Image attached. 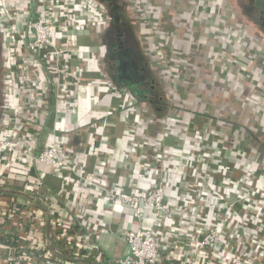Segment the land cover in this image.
<instances>
[{
  "label": "crops",
  "instance_id": "crops-1",
  "mask_svg": "<svg viewBox=\"0 0 264 264\" xmlns=\"http://www.w3.org/2000/svg\"><path fill=\"white\" fill-rule=\"evenodd\" d=\"M89 2L92 4L90 7L92 22L86 23L84 17L76 16L73 19L75 27H58L54 34L55 45L66 48L69 57L72 54L76 55L74 64L81 68L76 79L73 77L72 80L75 83L71 90L74 94H70L74 96L73 101L59 106L61 112L57 118L55 91L49 86L48 73L41 70L38 73L39 77L37 73L33 74L32 85L35 89L28 93L16 87L11 74L13 61L17 60V63L25 65L31 60L24 45L31 39L28 24L38 7L33 0H0V135L8 133L13 140L22 142L28 149L34 151L51 142L53 137H57L56 140L65 158L71 161L77 170H82V175L89 177L95 186L99 184L109 188L145 193L159 183L164 184L168 203L174 206V213L169 217L161 216L160 225H157L148 210H143L141 219L133 218L131 209L123 205L115 206V210L110 212L108 205L102 204L98 196L93 205L86 199L93 196V189L79 187L76 185L78 181L63 179L52 169L41 166L38 171L40 191L50 195L51 201L59 198V194L62 195L63 203L62 201L60 203L62 206L64 204L65 211H84L88 218L87 227L95 229L100 236L96 239L97 248L93 255L83 258V261L97 264L96 255L107 259L126 255L128 248L120 235V230L143 227L153 228L157 232V239L161 245L158 264H208V253L198 241L202 226L195 225V219L197 208L205 205L207 201L211 204L210 207L217 208L221 198L215 197L216 192L226 198L230 205L234 204L236 207L234 213L230 215L228 231L237 236L244 232L243 235L250 237L264 232V204L254 213L247 208L248 202L239 198L249 191L250 185L264 184L261 169L256 171L258 166L252 168L245 161L246 157L251 155L257 160L256 156L260 155L256 152L248 154L246 144L238 142L237 138L233 139L232 134L235 130L230 127L222 129L216 118L200 132V135L207 133V139L204 140L207 141L206 144L211 142L209 136L213 131L208 134L205 129L213 128L214 132L223 131L226 136L233 139L232 141L238 142L237 149H240V152H237L239 154L232 151V148L228 151L219 150L220 161H224L221 169H224L225 174L218 173L217 169L213 170L215 164L203 158L202 154L205 153L201 146L204 144L198 142L202 140L194 135L187 137L186 134L169 130L168 127H163L160 131L159 127L151 126L153 119L151 115L143 117V120L146 119V126L136 130L134 123H140V120L142 123L143 120L135 113L134 106L131 109L132 105L137 103L135 96L127 89L112 83L109 77L107 80L100 79V76L107 75L103 72L104 53L100 36L108 25L110 14L103 2L98 0ZM85 40L88 41L87 44L83 43ZM93 40H98L99 45L94 46ZM98 72L101 75H98ZM105 83L115 87L119 95L108 93ZM259 86L260 90L263 89L261 83ZM77 98L85 103L83 108L76 107ZM129 112L134 113L132 122L135 129H126L125 126V130H120L118 124L123 122L122 117ZM169 115L171 117L165 122H168V119L179 121L177 117L179 115L173 113ZM167 116L155 118L153 121L161 123ZM187 125L184 130L187 129L194 134L195 129H189ZM166 159L168 164H165ZM192 160L205 162L202 167L208 170L204 171L199 162L191 164ZM193 167L203 174L196 173L194 176ZM252 169L256 175L248 185L244 174L246 170ZM251 176L250 172L248 179ZM198 177L202 178L196 179ZM222 178H230L233 182L230 186L232 190H236L228 192L220 182ZM20 181L22 182L16 183L9 179L7 184L9 189L6 193L11 195L17 204L24 206L34 202L32 197L34 191L23 185V179ZM223 189L228 192L227 195ZM98 191L99 189H96L95 194L98 195ZM206 193L212 195V200L209 196L206 199ZM53 209L54 207L45 209L44 219L51 217ZM259 213L261 215L258 216ZM243 214H246L248 219H245ZM235 215H241L246 221L241 219L235 221ZM212 217H207L206 222ZM241 226L246 227L244 231ZM83 230H86L85 226L81 227V232ZM11 234L14 235V232L10 224L0 227V263L8 258L9 251L5 246L8 243L6 240L11 239ZM41 234L44 240L45 236L51 240L48 236L50 234L48 224L43 227ZM228 257V254L220 252L210 264H227L225 259ZM261 259L264 262V257Z\"/></svg>",
  "mask_w": 264,
  "mask_h": 264
},
{
  "label": "built area",
  "instance_id": "built-area-1",
  "mask_svg": "<svg viewBox=\"0 0 264 264\" xmlns=\"http://www.w3.org/2000/svg\"><path fill=\"white\" fill-rule=\"evenodd\" d=\"M33 1L38 8L28 24L31 39L24 45L25 51L30 54L31 60L26 62L25 65L17 63V60L13 61L11 74L16 87L28 93L35 89L32 85L33 74L37 73L39 77L38 73L41 70L46 74L48 73L49 86L50 88L53 87L55 91V116L58 118L61 112L59 106L73 101L74 96L70 95L74 94L71 90L75 86L72 77L76 79V75L80 73L81 68L74 64V60L77 58L76 55L72 54L69 57L66 48L55 45L54 34L58 27H75L73 19L76 16L84 17L86 23L92 22L93 18L90 11L92 4L89 0ZM95 12L97 13V11ZM105 87L110 94L119 95V91L115 87L109 85ZM25 97L28 98L27 95ZM193 135L199 137L200 132L195 131ZM13 138L15 137L13 136ZM56 139L57 137H53L51 142L34 151L28 149L22 142L13 140L8 133L4 136L0 135V227L10 224V228L14 232V235L11 234L10 240L5 239L8 242L5 247L8 249L9 254L8 258L0 264H80L83 258L93 255L94 250L97 248L95 242L100 236L97 235L95 229L87 227L88 218L84 211H65L64 204L62 206L60 203L61 201L63 203L62 195L59 194V198L57 197L54 201H51L50 195H45L40 191L38 171L41 166L52 169L63 179L70 178L69 181H72V179L78 181L76 185L79 187H90L93 189V196L86 199L93 205L97 200L96 196H98L102 204L108 205L110 212L115 210V206L123 205L131 209L133 218L141 219L143 210H148L152 213L157 225H160L161 216L169 217L174 213V206L168 203L164 184L159 183L145 193L114 187L109 188V186L105 187L99 184L95 186L89 177L82 175V170H77L76 166L65 158ZM219 155V149L216 150V154L209 155V157L202 154L204 159H209L215 164L213 170L217 169L218 173L225 174L224 169H221L223 164ZM196 162L199 161H190L191 164ZM165 164H168L167 159ZM200 164L202 167L206 163L202 162ZM202 169L204 171L208 170L203 167ZM194 171V176L196 173L203 174L202 171L196 169ZM248 172L252 174L250 179L247 176ZM254 172L253 169L245 171L244 177L247 180L245 182H249L248 185L252 183V179L256 175ZM16 173L24 175L23 185L34 191V193L32 192L34 202L28 205L17 204L12 196L6 193L9 189L7 187L8 180L13 179ZM220 182L228 189V192L236 190H232L230 185H233V182L230 178H222ZM257 185H250L249 191L239 197L240 200L243 199L248 202L247 208L254 213L258 212L259 206L264 204V189L259 184ZM96 189H99L98 195L95 194ZM223 191L227 195L228 192L224 189ZM208 196L212 197L208 193L206 199H208ZM220 196L216 192L215 197L221 198V202L218 201L217 208L210 207L211 204L208 201L205 205L197 208L195 225L202 226L198 241L208 253L207 263L210 264L220 252H223L229 255L228 259H225L227 264H264L261 259L264 257V232L250 237V235H243L244 232L237 236L228 231L230 215L234 213L236 207H234V204L230 205V202L223 198L221 194ZM48 207H54L51 211L52 220L50 222L44 219L45 209ZM206 215L207 217H213L206 222ZM245 215L243 214V217L248 219ZM243 217L235 215L234 218L235 221L237 219L243 221L245 220ZM251 217L254 218L253 215ZM47 224L50 231L48 236L51 240H48L46 236L44 240L41 234L43 227H46ZM83 226L86 230L81 232ZM240 228L244 231L243 229L246 227L241 226ZM120 235L127 245V254L120 258L109 259L96 255L97 264H158L161 245L157 239V232L153 228H123L120 230ZM58 241L64 244L68 255L65 253V256H63L61 250L54 247V243Z\"/></svg>",
  "mask_w": 264,
  "mask_h": 264
},
{
  "label": "rangeland",
  "instance_id": "rangeland-1",
  "mask_svg": "<svg viewBox=\"0 0 264 264\" xmlns=\"http://www.w3.org/2000/svg\"><path fill=\"white\" fill-rule=\"evenodd\" d=\"M122 1L143 60L152 69L151 75L167 103L168 116L157 124L153 119L158 117L147 103L137 101L131 109L134 106L142 120L151 115L152 127L157 126L160 131L168 127L187 137H193L192 132L184 130L188 122L189 129L201 132L216 118L222 129L235 130L233 139L246 144L248 154L260 155L257 160L251 155L245 161L250 167L262 169L264 179V35L260 36L241 15L240 0ZM93 41L94 46L99 45L98 40ZM126 72L119 70L124 79ZM107 78L100 76L103 80ZM170 113L179 115V121L165 122ZM133 114H124L123 122L118 124L120 130H125V126L135 129ZM134 124L140 130L146 126V119ZM205 131L213 134L208 144L204 141L207 133L197 137L205 145L201 146L203 155L209 157L217 149L231 148L239 154L238 142L225 132H214L213 128Z\"/></svg>",
  "mask_w": 264,
  "mask_h": 264
},
{
  "label": "flooded vegetation",
  "instance_id": "flooded-vegetation-1",
  "mask_svg": "<svg viewBox=\"0 0 264 264\" xmlns=\"http://www.w3.org/2000/svg\"><path fill=\"white\" fill-rule=\"evenodd\" d=\"M109 10L110 19L100 36L103 47V65L111 82L124 87L130 86L134 96L144 98L151 111H161L166 101L159 93V87L152 77V69L143 60L137 46L138 39L127 18L122 0H98ZM240 13L257 32L264 35V0L258 5L256 0H240ZM127 70L125 79L119 74V68ZM122 73V71H120ZM136 78L134 81L133 79ZM135 82V85H133ZM115 83V84H116ZM117 85V86H118ZM132 86H135L134 88Z\"/></svg>",
  "mask_w": 264,
  "mask_h": 264
},
{
  "label": "trees",
  "instance_id": "trees-1",
  "mask_svg": "<svg viewBox=\"0 0 264 264\" xmlns=\"http://www.w3.org/2000/svg\"><path fill=\"white\" fill-rule=\"evenodd\" d=\"M75 53H77V51H74ZM78 55H79V53H77ZM93 66V65H92ZM73 78V77H72ZM114 84L116 83V82H113ZM116 85H118L117 83H116ZM118 86H120L121 88H124V89H127L128 91H129V88L130 89H132L130 86H128L127 88L126 87H124L123 85H118ZM79 91V90H78ZM78 91H77V93H78ZM131 94H132V96L134 95L133 94V92H131ZM135 99H136V101H138V102H141V103H144V98H141V97H135ZM77 101V102H76ZM75 102L77 103L76 104V107L77 108H83V106L85 105V103L83 102V100L81 101H79L78 100V98H77V100H76ZM87 101V100H86ZM85 108V107H84ZM161 108H163V109H161V111H154V113H155V115L157 116V117H163V116H167V109H168V106H167V104H166V106L164 105V106H161ZM255 167V166H254ZM259 168H257V170L256 171H259L258 170ZM262 170V169H261ZM20 179H25V176L24 175H19L18 173H16V174H14V176H13V179H12V181H14V182H22V181H20ZM261 187L264 189V184H263V186H262V184H261ZM52 216V215H51ZM52 219H51V217H48V219H46V221L47 222H50ZM54 247H56V248H59L60 250H61V254L63 255V256H65L64 254L66 253H68V251H67V249L64 247V244L63 243H61L60 241H58V242H55L54 243ZM51 249H52V247H51ZM68 255V254H67ZM80 264H88V261H80Z\"/></svg>",
  "mask_w": 264,
  "mask_h": 264
},
{
  "label": "water",
  "instance_id": "water-1",
  "mask_svg": "<svg viewBox=\"0 0 264 264\" xmlns=\"http://www.w3.org/2000/svg\"><path fill=\"white\" fill-rule=\"evenodd\" d=\"M260 1H261V0H256V2H257L258 5L260 4Z\"/></svg>",
  "mask_w": 264,
  "mask_h": 264
}]
</instances>
